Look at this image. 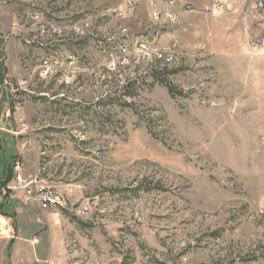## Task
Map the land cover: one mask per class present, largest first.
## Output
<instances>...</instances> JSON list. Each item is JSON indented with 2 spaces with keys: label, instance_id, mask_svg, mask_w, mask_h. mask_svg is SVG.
<instances>
[{
  "label": "rangeland",
  "instance_id": "1",
  "mask_svg": "<svg viewBox=\"0 0 264 264\" xmlns=\"http://www.w3.org/2000/svg\"><path fill=\"white\" fill-rule=\"evenodd\" d=\"M214 2L0 0V264H264V8Z\"/></svg>",
  "mask_w": 264,
  "mask_h": 264
},
{
  "label": "built area",
  "instance_id": "2",
  "mask_svg": "<svg viewBox=\"0 0 264 264\" xmlns=\"http://www.w3.org/2000/svg\"><path fill=\"white\" fill-rule=\"evenodd\" d=\"M123 5L127 8L132 6V0H121ZM158 0H155L157 2ZM178 2V0H169V3L171 5L175 4ZM259 8H264V0L258 3ZM222 7V2L221 0H215L213 5L211 7H207L208 11L211 12H218ZM189 9H193L192 7L188 6ZM154 16L156 17L157 20L160 19V17H165V14L163 15L160 12H155ZM175 17L174 14L172 13H167L164 20H160L158 23L160 25H165L167 23H170L168 18L173 19ZM34 19L37 22H41L40 17L37 15L34 17ZM172 21V20H171ZM260 41H253V46L259 45ZM138 51L136 53H131L129 51V46L128 45H123L120 47L119 53L115 52L114 50L109 51L108 54V63H109V69H117L119 66H127L130 65L131 63H136L139 58L143 59H150L152 56L154 58H171L168 56H165L164 53L160 49H156L152 44H149L147 42H140L138 43ZM140 54V55H139ZM139 55V57L137 56ZM133 56V57H132ZM165 56V57H164ZM132 57V58H131ZM75 62L74 61H69L68 62V68L74 66ZM67 67H64L63 63L61 62L60 59L56 58H51V59H44L41 61L39 69L44 72L45 74L49 73H63L65 70H68ZM21 163L19 161L15 162L14 166V182L22 183L24 182L22 174H21ZM26 188V187H25ZM28 194L35 198V201L41 205L45 206H60L61 205V199L57 196H54L53 193L50 191H42L36 196L32 195V192H28Z\"/></svg>",
  "mask_w": 264,
  "mask_h": 264
},
{
  "label": "trees",
  "instance_id": "3",
  "mask_svg": "<svg viewBox=\"0 0 264 264\" xmlns=\"http://www.w3.org/2000/svg\"><path fill=\"white\" fill-rule=\"evenodd\" d=\"M4 62H5V51L3 49L2 40L0 39V79L1 81L5 80V75L7 72ZM13 171H14V167H12L9 175L3 181H0V190L8 188V184L13 180V177H14ZM8 193H10V190Z\"/></svg>",
  "mask_w": 264,
  "mask_h": 264
},
{
  "label": "crops",
  "instance_id": "4",
  "mask_svg": "<svg viewBox=\"0 0 264 264\" xmlns=\"http://www.w3.org/2000/svg\"><path fill=\"white\" fill-rule=\"evenodd\" d=\"M259 2H261V1H259ZM259 2L255 3L254 0H250L249 3H254V4H256V6H258V3H259ZM50 223H53V221H52L51 219H50ZM11 260H13V259L11 258ZM12 264H13V263H12Z\"/></svg>",
  "mask_w": 264,
  "mask_h": 264
}]
</instances>
